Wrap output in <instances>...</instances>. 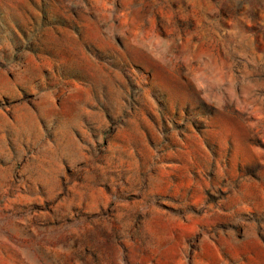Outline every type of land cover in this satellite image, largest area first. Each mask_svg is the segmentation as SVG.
<instances>
[{"label": "rangeland", "instance_id": "rangeland-1", "mask_svg": "<svg viewBox=\"0 0 264 264\" xmlns=\"http://www.w3.org/2000/svg\"><path fill=\"white\" fill-rule=\"evenodd\" d=\"M0 264H264V0H0Z\"/></svg>", "mask_w": 264, "mask_h": 264}]
</instances>
